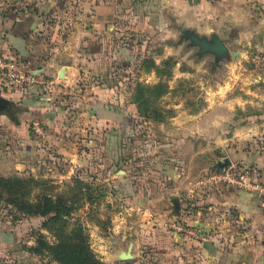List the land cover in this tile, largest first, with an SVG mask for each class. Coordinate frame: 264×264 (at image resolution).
<instances>
[{
	"label": "rangeland",
	"instance_id": "374dc122",
	"mask_svg": "<svg viewBox=\"0 0 264 264\" xmlns=\"http://www.w3.org/2000/svg\"><path fill=\"white\" fill-rule=\"evenodd\" d=\"M102 1L105 0H38L35 10L40 12L43 23L40 31L44 39L42 41L47 46L60 42L68 27L81 23L82 16L89 17ZM109 1V4H116L120 10L133 6L132 0ZM21 2L23 3L22 0ZM30 2L35 3L36 0ZM27 4L29 6L26 0L25 5ZM150 9L147 7L146 12ZM252 21L258 22L254 18L250 23ZM249 32L247 36L237 35L236 39L232 36L236 43L228 41L229 36L225 34L229 53L217 63L213 54L199 56L198 47L191 46L190 40L183 37L182 31L176 33L169 30L160 35L153 33L152 38L149 37L150 33L143 31L136 32L137 37L123 33L122 36H115L116 42L111 44L109 54L101 52L100 57H108L106 63L111 69L105 76L102 75L105 77L101 78L102 82L100 75L95 78L99 70L87 73L86 70L80 69L70 83H63V77L60 75L59 79L53 78L52 73L42 75L43 78L39 77L37 86H41L45 96L28 101L26 105L33 107L38 105L37 102L48 107L51 103L52 107L36 111L34 117H27L23 134L13 130L12 124L8 127L2 125L5 129L0 126V130H4V133L0 131V179L16 181L11 188L4 181H0V264H63V261L66 262L71 253L81 246L87 247L104 264L128 262L131 248L126 243L133 239L139 240L137 231L142 227H139L138 221L145 216L146 200H149L153 192L151 183L156 185L154 189L157 192L161 190L162 193H168L165 189L188 192L184 195V200L186 198L189 203L194 200V205H189L188 210L206 209L207 211L198 210V215L200 218L204 216L207 222L212 209H208L210 201L204 197H207L216 185L227 186L217 179L212 181L211 176H216L230 167L250 170L252 165L223 158L221 163L229 160L230 163L220 167L212 162L213 148L205 146L199 153L194 152L191 146H186L182 153L185 162L182 166L185 169L183 176L177 180L176 173L171 172L166 173L169 177L164 179V176L156 174L159 168L153 161L162 149L160 134L153 136L148 129L146 124L150 118H146L143 113H138L136 118H132L122 106H128L129 95L133 94V89L139 82V78H135L136 69H139L144 58L135 59V55L137 57L144 52L149 56L152 51L154 53L161 48L162 42L172 43L173 39L180 41L183 43V49L179 51L178 57L193 61L190 64L196 66L197 71L191 73L196 80L204 76H211L212 79L209 80L210 84L197 83L199 80L194 82L192 77H189L191 81L185 84L177 79L174 86L187 93L186 102L191 108L196 106L195 103H203L204 89H213L218 93L215 92L211 97V102L227 110L231 109L232 114L229 117L256 123V130H253L254 134L249 141L248 156H260L264 161V32L258 25L250 27ZM135 44L143 46L138 49L133 47ZM146 45H149L152 51L144 49ZM117 48H125L127 51L123 50L120 52L121 56H118V53L114 52ZM46 50H49V47ZM171 54L177 55L175 51ZM83 60L76 64V67L79 68L87 61L84 58ZM135 63L140 66H136L134 71ZM92 85H104L105 91L109 92L108 99L121 103V107L110 102L104 103L103 106L86 104L87 99L83 96L90 94L87 92L94 95ZM209 85H212V88H208ZM221 92L226 94L221 95ZM119 93L122 94L121 100L117 98ZM197 96H200L199 99H194ZM166 101L170 104L174 99L166 98ZM153 106L164 108L160 100H156ZM94 111L100 116L104 115L103 112L113 111L120 114L126 123L134 120L133 123L137 126L136 138L129 134L128 125L118 130V125L113 121L107 122L100 116L97 118L101 120H94ZM13 115L14 113L10 114L11 117ZM108 116L109 119L117 121L118 115ZM167 116L165 114V117ZM16 136H19L18 142ZM222 148L216 149L219 157H222L219 153ZM253 171L264 181V164H260V168L255 167ZM135 187L139 196L129 199ZM13 193L28 202L61 197L67 200V205L59 203L54 206L57 211L28 217L25 215V209L19 210L16 205L5 201ZM173 216L165 218L163 222L167 230L179 234L183 240L193 237L199 241L207 237L201 228L182 224L180 214L178 217L174 214ZM165 226L163 224L162 228ZM38 239H43L51 245H59V251L54 254L43 248L41 254H33L29 248L35 246ZM138 244L141 254L150 252L144 243ZM116 251L121 257H116L118 260L114 261L112 256ZM156 258H150L148 261L165 264L163 257Z\"/></svg>",
	"mask_w": 264,
	"mask_h": 264
},
{
	"label": "crops",
	"instance_id": "0c3cea01",
	"mask_svg": "<svg viewBox=\"0 0 264 264\" xmlns=\"http://www.w3.org/2000/svg\"><path fill=\"white\" fill-rule=\"evenodd\" d=\"M22 1L23 3L21 0H0V51L16 57L26 68L40 78L44 77L42 75L46 76V74L52 73L53 78L59 79V75L62 74L63 83H70L74 76L78 75L80 69L86 70L87 73L99 70L95 78L99 75V79L105 78V74L111 69L106 63L108 57L106 55L100 57L101 52L109 54L111 44L116 42L115 36H122L123 33L130 35V37H137L136 32L143 31L146 34L150 33L149 37L152 38L153 33L160 35L169 30L178 33L180 28H184L204 36L216 33L224 41L226 40L224 35L227 34L229 36L228 41L236 43L232 36H235V39L237 35L247 36L250 33V27H254V25H258V28L264 32V0H132L133 6L124 10L118 9L116 4H109L110 1L105 0L98 3L89 17L82 16L81 23L68 27L65 32L66 35L62 36L63 40L59 39L60 42L47 46L42 41L43 38L40 33L43 24L40 19V12L38 9L35 10L38 0L35 3L27 0L29 6L28 4L25 5L26 0ZM147 7L149 9L151 7L149 12H146ZM253 18L257 19L258 22L252 21L250 23ZM130 40L133 39L130 38ZM142 46V44L133 45L138 49ZM146 46L144 49L152 51L149 45ZM48 47L49 50H46ZM160 47L158 51H154V53L152 51L149 56L144 52L137 57L135 55V59L139 60L151 57L159 66L168 57H172L174 60L171 67L172 75L169 78H161V81L167 84L168 92L159 99L163 109L170 110L171 113L164 120L150 119L146 124L153 136L160 134V138H162L160 142H163L162 149L158 151L159 156L156 154L153 159L159 168L156 172L154 165L156 174L164 176L166 179L169 177L166 173L175 172L177 180H179L185 170L182 168L183 163H185L182 153H184L186 146H191L194 152L199 151V153L201 148L205 146L213 148L211 156L214 157L212 159L214 164H218L223 158H230L231 162L247 163L252 165V169L260 168V164H264L263 157L248 156L250 153L249 141L254 134L253 130H256L254 127L256 123H247L246 119L241 117V119L229 117L232 114L231 109L227 110L218 106L217 103L211 102V97L215 92L218 93L213 89L210 91L204 89L203 103L201 105L195 103L196 106L191 108L186 102L187 93L174 86L176 80L180 79L185 84L190 82L189 77H192L194 82L199 80L197 83L208 82L210 84L212 77H198L196 80L192 74L197 71V68L190 64L193 61H185L178 57L179 51L183 49V43L180 41L173 39L172 43L162 42ZM227 47H229L228 44ZM95 50L97 52L93 53ZM123 50L126 49L117 48L114 52L121 56L120 52L122 53ZM174 51L176 56L171 54ZM83 58L87 61L82 63L79 68L76 67V64L84 61ZM138 65L135 63L134 71ZM136 70L138 74L135 72V78H139L138 81L141 83L154 85L160 81V77L156 75L153 69L147 71L140 66ZM83 79L85 80V76ZM95 83L96 81L93 84ZM104 87V85H92L94 95L91 94L92 92H87L90 94L83 96L88 100L85 103L103 106L104 103L110 102L120 106L121 103L111 102L108 99L109 92L105 91ZM208 88H212V85H209ZM224 94L226 92H221V95ZM131 95H129L128 106L123 105L122 107L132 118H136L138 109L133 103ZM43 96L45 94L41 86H33L26 92H10L0 83V98L9 100L13 104L10 108L3 105L0 109V126L5 129L4 126L8 127L12 124L13 130L23 134L24 122L27 117H34L36 111L52 107L51 103L48 104V107L46 104L37 102L38 105L33 107L26 105L28 101H35L38 100L36 98H43ZM171 97L174 101L170 104L166 103V98ZM199 97L193 98L199 99ZM117 98L121 100L122 94L119 93ZM7 108L12 111L7 112ZM12 113H14L13 117L10 116ZM103 114L100 116L97 111H94V120L98 121L103 118L107 122L116 123L118 130L122 127L119 119L117 121L111 120L108 116L114 117L120 114H115L113 111L103 112ZM97 116L101 118H97ZM133 121L131 120V122ZM130 127L129 134L136 138L137 126L133 123ZM3 129L0 131L3 132ZM18 138L19 136H16L17 142L19 141ZM222 147H226L227 152ZM217 148H222L219 152L222 157L217 156ZM150 186H152L151 191L153 192L149 200H146L145 216L138 221L139 227H142L141 230L137 231L140 236L139 240L133 239V241L126 243L131 248V256H129L128 262L116 261V264H140L144 262L145 264L148 262L156 264L148 261V259H154L156 256L163 257L165 264H264V202L255 193L235 190L223 185L214 186L212 192L204 197L210 201L208 209H212V213L208 215L207 222H205L204 216L199 217L198 210L207 211L206 209H193L192 211L189 208L188 210L189 205H194V200H191L190 203L192 204L186 201V198L184 200V195L188 192L165 189L168 190V193H162L161 190L157 192L154 189L155 184L151 183ZM138 196V189L135 187L132 196L128 198L132 199ZM175 198L178 202L179 214L182 217L181 223L201 228L204 236H207L203 240L197 241L193 237H186L183 240L179 234L167 230L163 220L173 216L172 202ZM147 213H149L148 216H146ZM163 224L166 230L162 228ZM138 242L141 245L144 243L145 248L149 249L148 255L140 253ZM116 253L117 251L114 252L113 256L111 255L114 261L118 260L116 257H121V254L117 255ZM145 256H149V258H145ZM156 259L158 260V258Z\"/></svg>",
	"mask_w": 264,
	"mask_h": 264
},
{
	"label": "trees",
	"instance_id": "16d2710c",
	"mask_svg": "<svg viewBox=\"0 0 264 264\" xmlns=\"http://www.w3.org/2000/svg\"><path fill=\"white\" fill-rule=\"evenodd\" d=\"M174 64V60L171 57L164 59L161 62V65H156L154 60L151 57H146L142 60L141 68L144 70H154L156 75L160 77V81L154 85H148L141 82L136 83L133 94L132 101L136 104L138 113H143L146 118H150L155 121H161L166 119L165 114L169 117L170 110L160 109L158 106H153L156 100H159L162 95L168 92V86L165 82L161 81V78H169L171 73V67ZM162 66H164L162 68ZM119 119L122 127L128 125V131H130V126L133 125V122H127L120 115L116 116ZM0 181H4L8 187H12L15 184V180L10 179H0ZM9 204L16 205V207L20 210L21 208L25 209V215L28 217L31 216H39L44 214H49L53 211H57L54 209V206L59 203H64L67 205V200H63L61 197L52 199V198H44L36 200L35 202H28V200H22L16 194H10L8 198L5 200ZM71 209V207H69ZM47 248L51 253L56 254L59 251V245H51L48 244L43 239H38L36 245L30 247L29 250L33 254H41L42 249ZM63 261V264H104L100 260H98L94 254L88 250L87 247L81 246L78 250H75L71 253V256L68 260Z\"/></svg>",
	"mask_w": 264,
	"mask_h": 264
},
{
	"label": "built area",
	"instance_id": "2783aa9c",
	"mask_svg": "<svg viewBox=\"0 0 264 264\" xmlns=\"http://www.w3.org/2000/svg\"><path fill=\"white\" fill-rule=\"evenodd\" d=\"M39 77L16 57L0 51V83L10 92H26L29 88L39 85ZM36 127V123L34 125ZM254 169L230 167L211 180H219L237 190L249 191L264 202V181Z\"/></svg>",
	"mask_w": 264,
	"mask_h": 264
},
{
	"label": "water",
	"instance_id": "95a60500",
	"mask_svg": "<svg viewBox=\"0 0 264 264\" xmlns=\"http://www.w3.org/2000/svg\"><path fill=\"white\" fill-rule=\"evenodd\" d=\"M180 31H182L183 37L185 39L190 40V45L191 46H196L198 47V55H204L207 53L213 54L214 55V61L217 63L220 61L222 58L226 57L229 53V50L227 48L226 43L224 40L217 35L216 33H211L209 37H200L198 34H196L192 30H186L184 28H180ZM62 73V71H61ZM60 77H63L62 74H60ZM0 102L4 106H8L9 108L13 105L11 101L0 98ZM230 162L226 161L225 163L219 162L217 165L220 167H224L228 165ZM173 207H174V212L173 214L178 216L179 215V208H178V202L177 199L175 198L173 200Z\"/></svg>",
	"mask_w": 264,
	"mask_h": 264
},
{
	"label": "flooded vegetation",
	"instance_id": "af4514ba",
	"mask_svg": "<svg viewBox=\"0 0 264 264\" xmlns=\"http://www.w3.org/2000/svg\"><path fill=\"white\" fill-rule=\"evenodd\" d=\"M3 104L0 102V109L2 108ZM7 112H11L12 110H9L8 108L6 109Z\"/></svg>",
	"mask_w": 264,
	"mask_h": 264
}]
</instances>
